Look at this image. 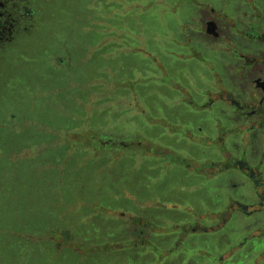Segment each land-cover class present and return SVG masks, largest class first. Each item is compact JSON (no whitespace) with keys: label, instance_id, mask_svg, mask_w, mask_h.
<instances>
[{"label":"flooded vegetation","instance_id":"af4514ba","mask_svg":"<svg viewBox=\"0 0 264 264\" xmlns=\"http://www.w3.org/2000/svg\"><path fill=\"white\" fill-rule=\"evenodd\" d=\"M17 144L18 264H264V0H0Z\"/></svg>","mask_w":264,"mask_h":264},{"label":"rangeland","instance_id":"374dc122","mask_svg":"<svg viewBox=\"0 0 264 264\" xmlns=\"http://www.w3.org/2000/svg\"><path fill=\"white\" fill-rule=\"evenodd\" d=\"M22 147L23 145L18 144L16 146L6 145L3 153L7 158L0 161V230L3 227V221L18 223L17 221H24L28 218H30L29 221H34L32 218L39 214V212H34V204L39 202V190H41L40 183L36 178L38 175H34L31 169H25L24 166L27 165L28 159L21 158L17 162L8 159ZM48 173L47 171L46 174ZM41 176H43V172H41ZM48 197L49 201L56 202L55 193H49ZM39 217L44 221L48 219L45 218L43 213H40ZM14 230L18 234L21 233L19 225H15ZM30 233H35V230L31 229ZM25 242V239L15 237L11 231H0V264H3V262L5 264V261L6 264H18L17 256L13 252L17 253V250L22 248ZM60 257L63 260L66 255ZM37 259L40 264H46L47 262L46 258L34 255V260ZM34 260L32 254L25 264H33L35 263Z\"/></svg>","mask_w":264,"mask_h":264}]
</instances>
